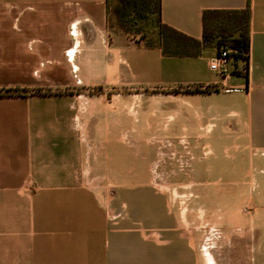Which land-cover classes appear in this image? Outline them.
I'll return each mask as SVG.
<instances>
[{"label": "crops", "instance_id": "1", "mask_svg": "<svg viewBox=\"0 0 264 264\" xmlns=\"http://www.w3.org/2000/svg\"><path fill=\"white\" fill-rule=\"evenodd\" d=\"M247 6L248 64L221 76L215 47L110 31L107 0H0V264H264V0L161 17L200 40L204 10Z\"/></svg>", "mask_w": 264, "mask_h": 264}, {"label": "trees", "instance_id": "2", "mask_svg": "<svg viewBox=\"0 0 264 264\" xmlns=\"http://www.w3.org/2000/svg\"><path fill=\"white\" fill-rule=\"evenodd\" d=\"M161 12L162 0H107L109 30L122 32L144 47L160 48L169 57H198L205 49L215 47L217 54L227 49L230 57L242 58L248 64L251 21L249 6L242 9L204 10L203 35L200 40L164 23ZM150 23L153 25L152 30H144ZM210 89L195 87L185 92H209ZM33 92L43 93L41 89ZM19 93L18 88H0V95Z\"/></svg>", "mask_w": 264, "mask_h": 264}, {"label": "built area", "instance_id": "3", "mask_svg": "<svg viewBox=\"0 0 264 264\" xmlns=\"http://www.w3.org/2000/svg\"><path fill=\"white\" fill-rule=\"evenodd\" d=\"M229 57V50L223 49L211 61L210 68L221 76H228L231 73L228 67Z\"/></svg>", "mask_w": 264, "mask_h": 264}, {"label": "rangeland", "instance_id": "4", "mask_svg": "<svg viewBox=\"0 0 264 264\" xmlns=\"http://www.w3.org/2000/svg\"><path fill=\"white\" fill-rule=\"evenodd\" d=\"M141 23H139V25H140ZM152 27H153V25H152V23H150L146 28H144V30H149V31H151L152 30ZM93 86H94V88L95 87H97V88H100L99 86H101L102 85V83H98V82H96V83H93L92 84ZM106 88L105 89H107L108 88V86H105ZM96 89V88H95ZM202 144H204V143H209L212 147H214L215 148V145H216V143H214L211 139H205V140H202ZM201 153H202V149H201ZM214 155H216V154H213L212 152H209L208 153V155L206 156V158H208V160H210L211 158H213V156ZM180 185H185V184H182V183H172V184H162V186L163 187H165V186H168V187H170V191H173V189H175L176 187H178V186H180ZM165 189H167L166 187H165ZM177 191V190H176ZM178 192V194H185L186 195V199H189V196H190V194L192 193L189 189H186V190H183L182 189V191H177ZM182 200H185V199H183L182 198Z\"/></svg>", "mask_w": 264, "mask_h": 264}]
</instances>
